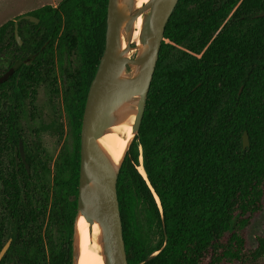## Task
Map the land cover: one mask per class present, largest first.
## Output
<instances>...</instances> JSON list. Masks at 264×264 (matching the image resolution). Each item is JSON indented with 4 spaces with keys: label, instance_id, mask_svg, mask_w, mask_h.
I'll use <instances>...</instances> for the list:
<instances>
[{
    "label": "trees",
    "instance_id": "16d2710c",
    "mask_svg": "<svg viewBox=\"0 0 264 264\" xmlns=\"http://www.w3.org/2000/svg\"><path fill=\"white\" fill-rule=\"evenodd\" d=\"M106 9L107 0H63L58 10L67 21L77 19L86 44L94 20L105 23ZM262 12L264 0H179L172 12L138 135L117 178L128 264H264ZM11 25L0 27V42ZM82 115L83 107L75 114L72 151H62L54 175L39 143L24 145L29 174L19 161H0V248L2 229L12 239L0 264H71ZM17 119L2 113L0 154L8 136L17 150ZM139 147L148 182L137 170ZM136 203L157 221L160 240L152 251L139 236Z\"/></svg>",
    "mask_w": 264,
    "mask_h": 264
},
{
    "label": "water",
    "instance_id": "95a60500",
    "mask_svg": "<svg viewBox=\"0 0 264 264\" xmlns=\"http://www.w3.org/2000/svg\"><path fill=\"white\" fill-rule=\"evenodd\" d=\"M178 1L149 0L141 8L135 9L134 0H107L104 50L89 85L81 120L78 192L71 237V264H75L78 257L75 232L80 217L88 223L90 232L95 223L100 227L104 264H128L117 199V178L125 155L138 135L165 27ZM140 15H142V25L139 46H136L135 58H130L128 54L132 44L134 23ZM256 17L263 18L264 12ZM22 19L34 21L29 16H23L16 21L15 38L18 44L21 42L17 34V22ZM122 37L125 48H122ZM130 68H133V73L128 75L127 71ZM10 73L0 78V83L7 79ZM123 106L128 107V112L121 111ZM127 115L132 117L130 125L132 139L120 163L114 166L98 146L97 141ZM242 144L243 148L248 146L246 133L242 137ZM19 146L20 156L24 162L21 143ZM140 168L143 170L141 164ZM137 170L140 173L139 166ZM141 176L148 182L145 172ZM151 192L156 203L159 202L152 189ZM158 208L161 214L159 205ZM161 221L163 225V219ZM8 246L9 242L1 250L0 260ZM158 252L153 253L146 261Z\"/></svg>",
    "mask_w": 264,
    "mask_h": 264
},
{
    "label": "flooded vegetation",
    "instance_id": "af4514ba",
    "mask_svg": "<svg viewBox=\"0 0 264 264\" xmlns=\"http://www.w3.org/2000/svg\"><path fill=\"white\" fill-rule=\"evenodd\" d=\"M62 1L55 7L43 6L16 17L8 28L7 38L0 42V78L11 72L9 77L0 83V118L2 113L8 116L16 114L21 133L17 150L11 148L9 136L6 138L9 147L2 150L0 161L6 166L7 164L9 166L13 159L19 161L27 174L30 173V169L26 164L24 145L32 146L33 143H39L41 146L38 134L50 128L55 133L56 130L61 131L62 136L61 125L55 122L54 125L46 126L39 122L34 109L38 96L42 94L47 99L49 109L53 113H61L65 118V125L73 130L75 114L81 107L84 110L89 85L93 79L92 77L89 82V76L91 73L94 76L104 50L106 19L104 24L100 16L94 20L90 29L92 36L85 44L81 41L83 37L78 33L77 19L67 21L65 13L58 10ZM44 8L50 10L42 11ZM54 10L58 11L53 12ZM23 16H29L34 21L22 19L17 22V34L21 42L18 44L15 38V23ZM22 22L25 23L20 28L19 24ZM67 27L69 29L66 33ZM20 31L22 35H19ZM96 55L98 59L95 68ZM19 65L25 68L21 69ZM83 98L85 100L81 104ZM53 116L52 119H55ZM28 132L33 135L32 141L27 140L25 136ZM4 141L3 123L0 121V142ZM20 143L24 162L20 156ZM5 207L6 204L0 203V222L4 220ZM1 233L4 244L0 252L8 242L9 246L0 262L12 244V239L5 235L6 230L2 229Z\"/></svg>",
    "mask_w": 264,
    "mask_h": 264
},
{
    "label": "rangeland",
    "instance_id": "374dc122",
    "mask_svg": "<svg viewBox=\"0 0 264 264\" xmlns=\"http://www.w3.org/2000/svg\"><path fill=\"white\" fill-rule=\"evenodd\" d=\"M60 1L61 0H0V27L7 22L13 21L18 16L33 12L43 6L55 7L57 4H59ZM164 43L169 44L168 41H164ZM136 54V44L132 43L130 45V52L128 56L130 58H135ZM132 73L133 68L128 69L127 74L130 75ZM46 100L47 99L42 94H40L37 98L36 104L34 105V109H36V112L38 114L39 122L42 125L46 126L54 125L56 122L62 127L61 137H59L52 128L38 134L42 149L49 158V167L51 169V173L54 175V173L56 172V166L60 162L62 151L64 149L69 152L72 151L74 145V133L68 125H65V118L61 115V113H53L52 110L49 109ZM52 116L55 117V119H52ZM25 136L27 140L32 141L33 135L29 134V132L28 134L26 133ZM138 152L140 156V168V164L142 165L141 148H138ZM157 204L161 209L160 202H157ZM134 212L138 233L141 237L144 248L146 251H152L153 249H155L160 240L157 221L153 216L149 214L147 208L141 203L135 204ZM75 216L76 213L73 218V223ZM51 230L52 234L56 236V230L52 228Z\"/></svg>",
    "mask_w": 264,
    "mask_h": 264
},
{
    "label": "bare ground",
    "instance_id": "6f19581e",
    "mask_svg": "<svg viewBox=\"0 0 264 264\" xmlns=\"http://www.w3.org/2000/svg\"><path fill=\"white\" fill-rule=\"evenodd\" d=\"M149 0H134L135 9L141 8ZM142 25V15L134 23L132 43L139 46V33ZM122 48L125 42L122 37ZM134 52V51H133ZM128 107L123 106L121 111L128 112ZM131 115L125 116L124 120L111 127L107 133L97 141L98 146L104 151L114 166L120 163L131 139ZM143 175L144 171L139 168ZM76 243L78 247V257L75 264H104L102 255L101 229L98 224H94L89 230L88 223L80 217L76 223Z\"/></svg>",
    "mask_w": 264,
    "mask_h": 264
}]
</instances>
